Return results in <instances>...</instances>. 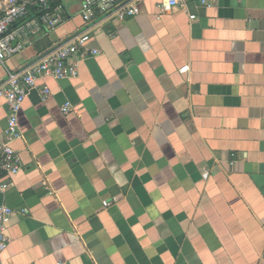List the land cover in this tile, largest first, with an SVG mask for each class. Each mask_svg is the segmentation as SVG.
I'll list each match as a JSON object with an SVG mask.
<instances>
[{"label":"crops","instance_id":"crops-1","mask_svg":"<svg viewBox=\"0 0 264 264\" xmlns=\"http://www.w3.org/2000/svg\"><path fill=\"white\" fill-rule=\"evenodd\" d=\"M83 1L54 0L61 24L0 66L1 88L90 36L77 76L39 80L18 114L0 264H264V0L89 25ZM7 115L0 99V143Z\"/></svg>","mask_w":264,"mask_h":264},{"label":"built area","instance_id":"built-area-1","mask_svg":"<svg viewBox=\"0 0 264 264\" xmlns=\"http://www.w3.org/2000/svg\"><path fill=\"white\" fill-rule=\"evenodd\" d=\"M144 0H84L80 15L85 25L93 23L98 17L114 16L117 19L135 17L140 13V4ZM191 0H160L156 7L160 13L171 9L185 10ZM0 8V66H4L8 58L16 55L26 38L38 32H49L62 22L60 6L54 0H1ZM202 7H209L211 0H196ZM194 20V15H189ZM90 40L88 31L73 37L54 50L46 52L22 72H7L6 83L0 88V99L8 108L6 136L8 143H0V172L5 176L0 180V196L11 185L10 178L19 173V166L14 151L9 143L19 136L17 118L30 90L44 78L55 80L70 79L77 76V58H85L86 45ZM18 42V43H17ZM90 55L96 51H89ZM185 69V68H184ZM184 69H181L183 71ZM49 94L46 86L41 90L45 99ZM68 114L70 106L65 104L61 109ZM206 177V174H204ZM104 207L108 204L103 203ZM12 215L10 208L0 206V251H3L8 238L3 234L4 225Z\"/></svg>","mask_w":264,"mask_h":264}]
</instances>
